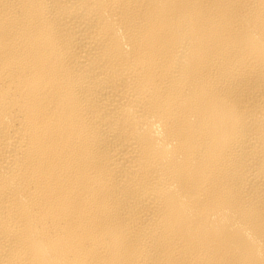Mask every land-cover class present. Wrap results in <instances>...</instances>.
<instances>
[{
    "label": "bare ground",
    "instance_id": "6f19581e",
    "mask_svg": "<svg viewBox=\"0 0 264 264\" xmlns=\"http://www.w3.org/2000/svg\"><path fill=\"white\" fill-rule=\"evenodd\" d=\"M0 264H264V0H0Z\"/></svg>",
    "mask_w": 264,
    "mask_h": 264
}]
</instances>
